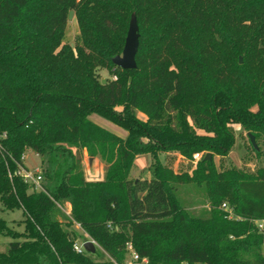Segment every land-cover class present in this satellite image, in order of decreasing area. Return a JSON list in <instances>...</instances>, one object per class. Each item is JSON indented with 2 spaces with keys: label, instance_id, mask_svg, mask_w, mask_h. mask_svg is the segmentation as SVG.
I'll list each match as a JSON object with an SVG mask.
<instances>
[{
  "label": "trees",
  "instance_id": "trees-1",
  "mask_svg": "<svg viewBox=\"0 0 264 264\" xmlns=\"http://www.w3.org/2000/svg\"><path fill=\"white\" fill-rule=\"evenodd\" d=\"M227 1L0 0V201L24 216L23 231L0 219V233L13 238L0 264H126L128 243L148 258L135 264H264V169L216 163L234 146L233 123L255 138L264 127V73L232 65L218 46L221 30L242 21L220 13ZM254 2L261 7H250L252 20L255 10L264 14V0ZM72 10L74 45L65 41ZM133 13L137 67L123 69L113 58ZM251 30L264 61V25ZM28 149L41 158L42 190L17 174ZM84 150L106 164L105 180L87 179ZM169 152L204 156L176 172L162 158ZM141 154L151 156V177H132ZM189 184L204 192L200 214L180 196ZM67 202L71 215L62 220ZM77 224L98 243L95 252L75 250Z\"/></svg>",
  "mask_w": 264,
  "mask_h": 264
},
{
  "label": "rangeland",
  "instance_id": "rangeland-1",
  "mask_svg": "<svg viewBox=\"0 0 264 264\" xmlns=\"http://www.w3.org/2000/svg\"><path fill=\"white\" fill-rule=\"evenodd\" d=\"M241 4L235 3L232 0H228L227 7L221 8L220 13H230L233 15L235 19L240 18L241 24L235 26H225L218 36V46L222 49L223 52L226 53L227 58L231 61L232 65L237 66L238 64L243 65L244 71H247L251 75L263 74L264 73V61H260L258 59L257 47L252 40L251 34L252 27L258 28L260 25H264V18L261 15H264L261 10L259 11L260 17H255L252 20L251 15L255 13L254 11L251 13L250 7L255 6L257 8L261 7L257 5L255 2L252 4L251 0H241ZM256 1V0H255ZM244 6V7H243ZM242 7V8H241ZM222 10V11H221ZM251 13V14H250ZM262 13V14H261ZM247 20L249 24H244L243 22ZM248 30V32L246 31ZM250 32V33H249ZM79 35V26L77 20L75 18V12L72 10L70 12V21L66 31L65 41L72 45L75 44L77 37ZM122 54V53H121ZM242 59V62L240 60ZM101 76L106 79L111 76L108 69H102L100 72ZM251 85H249L250 87ZM253 86L250 90H253ZM141 118L146 119V115L143 113H139ZM112 123V122H111ZM114 124V123H112ZM116 125V124H114ZM116 127H119L116 125ZM121 129V127H119ZM232 129L235 135V143L230 151L229 155L225 157H216V163L218 167L223 166H232L235 165L237 167H243L248 173L254 174L257 171L264 169V127L257 129L256 131V142L258 147L255 148L251 142L250 137L248 136L249 131L246 130L242 124L233 123ZM121 132V131H120ZM123 133V132H121ZM25 162L27 167L36 171L41 169L42 163L41 158L33 149H28L25 153ZM85 154L83 153V165H87V161H85ZM151 158V156H150ZM162 158L165 159L168 166H171L176 172H184L188 170H192L195 167L196 163L194 160L188 159L185 156L181 155L179 152H169L164 153ZM135 164L139 166L140 171L146 173L150 170L149 167V159L147 157H141L137 160ZM137 167V166H136ZM136 168H134L135 170ZM96 170V168H95ZM133 170V171H134ZM107 167L106 164L101 159V163L99 165V180H105L106 178ZM132 171V172H133ZM140 171H135L133 173V177L139 175ZM152 172V171H151ZM153 173V172H152ZM180 196L182 199L186 201L189 209L196 213L200 214L203 209L206 208L205 204V195L202 190H199L196 185H182L179 187ZM66 207L64 209H59L57 216L62 220H67L69 217L65 212ZM0 219H4L10 227L15 230L23 231L24 224L22 220L24 219L23 211L21 209L15 210H4L3 205L0 201ZM77 230V242L81 243L85 241L86 235L83 233L79 225L75 226ZM13 241V238L0 233V251H6L9 243ZM264 253V248H263ZM100 259H104L101 254ZM129 259V257H128Z\"/></svg>",
  "mask_w": 264,
  "mask_h": 264
},
{
  "label": "built area",
  "instance_id": "built-area-1",
  "mask_svg": "<svg viewBox=\"0 0 264 264\" xmlns=\"http://www.w3.org/2000/svg\"><path fill=\"white\" fill-rule=\"evenodd\" d=\"M114 78L117 79V76L115 75ZM6 136H7L6 133H3V134L0 135V153L1 154L4 153V145H3V142L1 140V138H5ZM203 156H204V152L195 153L194 154V161L197 162ZM25 158H26L25 154H23L22 157H21V162H17L18 163L17 174H19L24 179V181L27 184H29L31 191H33V190H42L43 189L42 182H43L44 177H43V175L41 173V169L36 170V171L30 170L27 167L26 163H25ZM10 176H11V174H10ZM59 207L61 209H64V206L59 205ZM222 208L228 213V217L229 218H235L236 217V214L234 213L233 208H231L226 202L222 204ZM77 225H79V224H77ZM258 226H259L260 229H263L264 228V220L258 221ZM88 240H92L95 243L96 246L98 245V243L94 239L90 238ZM88 240H86V241H88ZM86 241H83L81 243H78L76 241V243L74 245L75 250L77 252L87 251L85 249V247H84V243ZM127 249H128V257H129V259L127 257L126 264H135V263H137L139 261L144 262V263L148 262V258H146V257L142 258L140 260V256L135 251L132 243H128ZM113 262H114V264H118L115 260H113Z\"/></svg>",
  "mask_w": 264,
  "mask_h": 264
},
{
  "label": "water",
  "instance_id": "water-1",
  "mask_svg": "<svg viewBox=\"0 0 264 264\" xmlns=\"http://www.w3.org/2000/svg\"><path fill=\"white\" fill-rule=\"evenodd\" d=\"M140 44V33L138 19L135 13L132 14L129 30L127 33L125 45L122 54H118L113 58V63L123 69H134L137 67L136 55ZM242 61V59H241ZM106 82V79L103 80ZM251 142L255 148L258 147L255 135L251 132L248 133ZM213 153L208 152L205 156V160H212ZM84 247L88 252H95L96 245L92 240H88L84 243Z\"/></svg>",
  "mask_w": 264,
  "mask_h": 264
},
{
  "label": "crops",
  "instance_id": "crops-1",
  "mask_svg": "<svg viewBox=\"0 0 264 264\" xmlns=\"http://www.w3.org/2000/svg\"><path fill=\"white\" fill-rule=\"evenodd\" d=\"M93 118L96 121H98L99 123L107 126L108 128H110L112 130H115V131H117L119 133L123 132V133H121L122 135H125L127 133L122 128L120 129L119 127H116V125L112 124L110 121L102 118L99 115H94ZM83 153L85 154V157H86L85 158V161H87V165H85L86 167H84L87 179L88 180H99L98 179V177H99V173L98 172H99V165L101 163V158L99 156L90 157L88 155V153H87L86 150H84ZM141 157H147L149 159V167H150V165H151V158H150V155L149 154H141V155H138L137 158H136V160H135V163L138 162L137 160L140 159ZM95 168H96V170H95ZM134 168H136V169L134 170ZM132 171H133L132 172V177H133V173L135 171H140L138 164L137 165L134 164ZM142 175H145L147 177H151L152 176V172H151V170H149L146 173H143L142 171H140L139 175L135 176L134 178H137V177L142 176ZM64 206L66 207V209H65L66 214L68 216H70L71 215V204L67 202V203H65Z\"/></svg>",
  "mask_w": 264,
  "mask_h": 264
}]
</instances>
